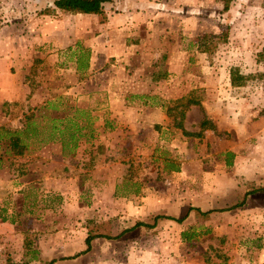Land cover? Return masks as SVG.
I'll list each match as a JSON object with an SVG mask.
<instances>
[{"label":"crops","instance_id":"crops-1","mask_svg":"<svg viewBox=\"0 0 264 264\" xmlns=\"http://www.w3.org/2000/svg\"><path fill=\"white\" fill-rule=\"evenodd\" d=\"M51 2H35V7L53 8ZM210 2L113 0L103 5L105 17L102 21L96 14L63 12L57 8L40 14L36 21L41 22L40 31L34 32L47 47L43 58L48 63L51 61V66L56 69L57 78L51 85L45 80L32 85L25 80L29 73H34L32 65L41 55H36L31 49H21L22 54L15 48V35L1 33L9 27L0 29V95L13 110L8 117L14 128H20L24 112L35 107L49 106L48 109L55 108L56 113L62 114V110L69 107L66 105H71L89 109L95 118L93 137L87 141L80 140L70 154L67 153L68 148L63 149L59 142L52 141L29 143L23 154L15 156L22 158L10 166L9 171L0 159V189L6 180L12 187L10 195H3L0 190V264H6L7 259L13 264H43L49 259H58L53 264H98L97 259L140 261L146 259L143 249L147 230L149 233L156 231L149 240H156L160 247L176 251L177 242L181 240L180 232L184 229L174 220H153V217L165 214L176 218L174 212L178 205L182 206L183 215L187 213L185 218L195 217V212L189 210L192 204L188 202L186 193L182 192L179 197L177 193L146 192L142 177H126L123 173L118 177L104 173L100 168L108 167L110 157L117 151L126 155L123 160L127 164L122 163L123 167L129 166L130 156L147 150L145 137L148 126L153 137V150L163 133L161 124L173 115L172 109L178 104L183 105L184 110L179 113L180 122L171 125L173 133L187 142V136L192 135L184 132H198L199 123L206 118L213 129L208 126L200 131L199 136H192L189 140H201L204 147L208 144L212 154L223 152L219 160L209 162L207 170L202 172L203 178H213L218 173L228 177L227 170L236 168L237 155L230 157L234 149L220 147L224 139L218 134L224 131L239 134L244 128L237 114L226 110L235 99L223 95L226 89L230 92L240 86L230 84V69L225 90L222 91L220 85L202 83L198 74L204 67L187 62L189 54L180 45L183 40L191 41L210 32ZM81 44L88 54L84 68L77 59ZM196 46L197 43L194 47L199 52ZM25 61L26 67L23 66ZM87 80L90 83L89 101L82 97ZM54 90L57 94L51 95ZM196 91L199 92L198 97H195ZM99 93L103 96H96ZM172 100L176 105L166 107L165 104ZM101 106L107 109L108 117L103 115ZM105 120L110 128H104ZM169 127L166 125V129ZM128 141L133 142L132 149L125 146ZM184 154L189 156L190 153L185 150ZM158 160L157 170L165 180H172L183 173L187 177L188 162L177 161L166 154ZM168 161L173 162L177 169L164 168ZM229 179L204 183L203 190L208 192L202 198V204L195 206L201 211H205L203 207L214 209L216 207L209 201L227 192L231 200L240 193L242 199L246 190L241 185L237 186L232 176ZM82 182L89 183V189H81ZM118 183L124 185L122 193H115L119 189ZM96 185H99L103 196H99ZM126 185L133 189H127ZM52 195L64 205L59 204L63 207L59 214L55 208L50 210L48 203ZM99 198L110 200V207L96 209L95 200ZM113 199L119 200L116 207ZM157 200L161 203L155 205ZM66 204L69 207H65ZM162 207L168 208L167 211H160ZM146 209L152 210L148 214L153 216L152 220L145 218ZM113 217L117 222L116 228ZM136 222L152 226L136 225ZM88 234L101 236H93L87 246L85 238ZM170 250L164 258L165 263L161 264H178ZM245 261L249 262L233 257L225 264H243ZM252 261L258 259L255 257ZM202 263L203 260L199 259L184 264Z\"/></svg>","mask_w":264,"mask_h":264},{"label":"rangeland","instance_id":"rangeland-1","mask_svg":"<svg viewBox=\"0 0 264 264\" xmlns=\"http://www.w3.org/2000/svg\"><path fill=\"white\" fill-rule=\"evenodd\" d=\"M40 1L42 0H0V29L5 26L9 27V29L3 30L1 33L10 34V36L15 35L14 45L20 52L21 49H31L36 55H41L37 58L38 61L32 65L35 68L34 73H29L31 76H27L25 80H28L31 85L40 84L42 80L49 82L51 85L57 78L56 69L55 66H51V61L48 63L43 58L46 55L47 47L38 39L36 32H34L40 31L38 29L41 27V22L36 21L40 19L38 16L41 14L42 8L35 7V2ZM223 1L227 2L226 10L222 9ZM210 12V32L191 41L183 40L180 45L189 54V61L187 62L200 64L204 67L199 70L198 74V76H201L202 83L207 82L209 86L213 84L220 85L223 91L225 90L224 86L229 69H234L236 73L238 72L242 75L240 88L232 89L230 92L226 89L223 91V95L225 97L227 94L228 97L235 99L226 110L235 112L238 121L241 125H244V128L239 134L224 131L218 135L224 139L219 146L222 148L228 146V148L234 149L235 152H232L230 157L237 155L236 168L227 170L228 177L232 176L236 185H241L245 191L254 187L264 186V0H211ZM202 41H206L205 44L209 41L214 43L208 52L195 51V44H199ZM81 46L83 47V44ZM257 53H261L263 56L259 57L258 55L257 57ZM31 55L28 56V59H30ZM20 58L23 59L25 56H20ZM157 62L155 64H158ZM163 62H165V59ZM23 66H27L26 61L23 62ZM11 70L14 72L13 67H11ZM85 78L88 79L89 77L86 76ZM36 80L39 82H36ZM84 90L82 97L89 101L91 95L88 80ZM55 93L57 94L55 90L50 92L51 95ZM100 95L103 96V93H99L96 96L101 97ZM195 95V97H198L199 92L196 91ZM175 103L176 101L172 100L166 103L165 106L173 107L176 105ZM174 107L172 109L173 112H171L173 115H169L165 122L161 124L164 127L163 133L159 134L161 139L155 143L153 150V137L149 134L148 126L145 137L148 146L145 152L130 156L129 166L125 165L123 167L122 163L127 164L123 160L126 155L117 151L110 157L109 166L100 168V170L118 177L122 173L126 177L131 178L140 176L144 181V186H142L147 188L146 192H155L157 194L177 193L179 197L182 192L186 193L188 202L192 204L190 207L199 208L195 205H201L203 202L202 198L208 192L203 190L205 187L203 186L204 183L218 182L220 179L230 181V179L221 173H218L213 178L212 176L209 179L203 178L202 172L207 170L206 166L209 162L211 160H219L221 158L220 154L223 152L212 154L208 144L205 147L201 146V140L190 141L189 138H192V136H187L188 141L186 140L187 142H185L181 137L173 133L171 125L180 122L179 113L181 109L184 110V106L181 104ZM101 108L103 115L108 117L107 109L103 106ZM37 109L41 110H35V114L43 110L41 107ZM11 111L13 112V110L9 109V104L4 102L0 95V130L15 129L8 117V114L12 113ZM44 111L50 116L59 114L56 113L58 111L55 108L54 110L49 108ZM26 113L24 112V114ZM191 118L193 119L192 116ZM20 121L24 122L23 117L20 118ZM166 125L170 127L166 129ZM186 125L189 127V123ZM127 143L125 146H128V149H132L133 142L128 141ZM6 144L7 139L5 137L1 138L0 159L4 166L8 167L9 171L11 169L10 166L22 157L18 158L12 155L7 150ZM170 144L174 146H170ZM185 150L190 153L188 154L189 156L184 154ZM163 152L166 155H171L177 161L184 160V162H188L187 177L183 173L172 180L164 179V175L157 170L158 159L165 156ZM86 173L88 172L86 171ZM89 186L91 185L87 182L81 183V189L83 190L89 189ZM92 186L95 187V185ZM96 186L99 196H103V193L99 191V185ZM117 186L119 189L115 193H122V186L124 185L118 183ZM11 188V184L6 180L5 185H2L0 190L3 195H10ZM126 188L133 189L130 185H126ZM226 194L227 197L225 198ZM226 194L218 195L217 199H211L209 203L213 207L219 208L241 200V193L232 200L229 197V192ZM52 197L48 203L51 207L50 210L55 208V211L58 210L59 214L63 210V207L60 206L64 205H62V201L57 196L52 195ZM116 202H119V200H112L115 207ZM110 203V200H102L100 198L95 200L96 209L110 207ZM159 203H161V200H157L155 205ZM65 207H69V205L66 204ZM177 208L178 210L174 212L177 215L176 218L182 217V206L178 205ZM167 209L164 207L159 208L162 212L167 211ZM203 210L206 209L203 207ZM146 212L145 218L152 220L153 216L148 215L152 210L146 209ZM113 222L116 228L115 217H113ZM177 225L188 233L193 231L194 235L191 236L189 241L187 240V243L179 240L176 251L174 249L170 250L169 247H160L159 242L156 240H149L152 235H156V231L149 233V230H147L146 243L143 249L146 253V259H140V261H137V259H134V261L132 259H93V261H99L98 264H161V262L165 263L164 258L165 256L167 257V253L170 250V254L178 259V264L192 263L199 259L203 260L202 264H205L204 259L206 257L214 264L220 262L225 264L227 260L233 259V257L249 261L248 263L245 261L243 264H264V260H260L264 259V192L248 195L243 204L237 208L213 213L206 219L196 213L195 217L184 218ZM158 240L161 239L159 238ZM157 256L159 259H153ZM161 257L162 259H160ZM223 257H226V259L223 260ZM255 257L258 261L253 262L252 259H255ZM167 260L169 261V259ZM239 264H242V262Z\"/></svg>","mask_w":264,"mask_h":264},{"label":"trees","instance_id":"trees-1","mask_svg":"<svg viewBox=\"0 0 264 264\" xmlns=\"http://www.w3.org/2000/svg\"><path fill=\"white\" fill-rule=\"evenodd\" d=\"M113 0H52L51 5L53 8L50 7H44L41 9L40 13H49L53 11L54 8L59 9L63 12H70V13H83V14H96L98 16V20L102 21L104 19V12H103V5L105 3H111ZM223 10L227 9V2L223 1ZM202 41L201 43L197 44V50L202 52H208L211 48V46L214 44L212 41L207 42ZM79 53H78V61L79 65L84 68L86 65L87 60V50L80 46L79 47ZM264 51V49H263ZM262 57L263 55L260 53H257V57ZM241 78L242 75H240L238 72L234 69H230L229 71V80L230 84L233 86H240L241 85ZM69 106L67 110L63 111L62 114L59 115H49L47 112H45V109H48L49 106L41 107L43 110L35 114V110H41L32 108L31 110L27 111L26 114L23 115L24 122L22 123V126L20 128L15 129H1L0 130V139L5 137L7 139V150L10 151V153L14 156L23 154L24 150L27 148L29 143H37V144H43L47 142L57 141L61 144L62 148H68L69 151L67 153H72L75 146H77V143L80 140L87 141L88 139L93 137V121L94 116L91 114L89 109L87 108H79L71 105ZM52 108V107H51ZM104 128H110L111 125L107 120L104 121ZM210 127L213 129V125L207 120L206 118H203L201 122L199 123V131L198 132H184L187 135L192 136H199L200 131L206 127ZM164 168H167L169 170H175L177 167L174 165L173 162L168 161V163H165ZM264 192V186L254 187L249 190H246L243 193L242 199L237 202L236 204L232 205L231 207H225V208H214V209H207L205 211L199 210L197 207H190L189 210H193L195 214H199L203 218H208L209 215L213 212H222L230 210L231 208L238 207L243 204L245 197L249 194L254 193H263ZM187 213L179 218H174L166 215H155L153 217V220H156L158 218H166L174 220L177 223H180L185 217ZM136 225H144L146 227H151L152 224H146L141 222H136ZM194 235L192 231L190 233L186 231L180 232V238L181 240H189L191 236ZM93 236H101L100 234H88L85 238V243L88 246L89 240ZM107 238H113L110 236H107ZM226 257H223V260H225ZM58 259H49L47 261H44L43 264H53ZM205 264H214L211 263L210 259L207 257L204 259ZM6 264H13L10 263L7 259ZM222 264V262L218 263Z\"/></svg>","mask_w":264,"mask_h":264}]
</instances>
